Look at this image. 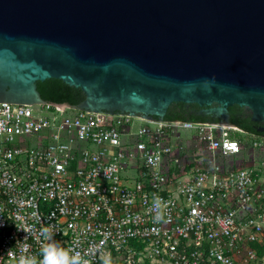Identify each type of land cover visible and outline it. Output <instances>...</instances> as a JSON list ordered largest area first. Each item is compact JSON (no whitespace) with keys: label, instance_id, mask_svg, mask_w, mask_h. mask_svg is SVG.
Segmentation results:
<instances>
[{"label":"built area","instance_id":"2783aa9c","mask_svg":"<svg viewBox=\"0 0 264 264\" xmlns=\"http://www.w3.org/2000/svg\"><path fill=\"white\" fill-rule=\"evenodd\" d=\"M46 228L83 264H264V134L0 100V264Z\"/></svg>","mask_w":264,"mask_h":264},{"label":"water","instance_id":"95a60500","mask_svg":"<svg viewBox=\"0 0 264 264\" xmlns=\"http://www.w3.org/2000/svg\"><path fill=\"white\" fill-rule=\"evenodd\" d=\"M78 87L86 110L162 119L173 101L264 120V0H0V100ZM256 131H261L256 128Z\"/></svg>","mask_w":264,"mask_h":264},{"label":"trees","instance_id":"16d2710c","mask_svg":"<svg viewBox=\"0 0 264 264\" xmlns=\"http://www.w3.org/2000/svg\"><path fill=\"white\" fill-rule=\"evenodd\" d=\"M36 88L40 96L51 102H65L75 104L83 98V92L72 85H68L59 78H46L44 80L36 81ZM187 105H197L194 102L173 101L166 110L164 117L179 118V119H217L209 115H196L187 113L185 107ZM242 107V106H241ZM230 121L247 129L256 131L248 122L230 118Z\"/></svg>","mask_w":264,"mask_h":264},{"label":"clouds","instance_id":"9594fccd","mask_svg":"<svg viewBox=\"0 0 264 264\" xmlns=\"http://www.w3.org/2000/svg\"><path fill=\"white\" fill-rule=\"evenodd\" d=\"M24 230V229H22ZM54 230L44 229L41 235L47 243L42 249L43 258L37 261L36 258L27 254H21L18 264H83V259L75 249H64L53 239ZM70 252L72 253L70 255ZM103 264H112L110 256L104 258Z\"/></svg>","mask_w":264,"mask_h":264},{"label":"flooded vegetation","instance_id":"af4514ba","mask_svg":"<svg viewBox=\"0 0 264 264\" xmlns=\"http://www.w3.org/2000/svg\"><path fill=\"white\" fill-rule=\"evenodd\" d=\"M205 106L200 105H187L185 107L187 113H192L196 115H208L203 112V108ZM227 115L230 120V118H235L237 120H241L244 122H248L251 126H253L255 129L260 128L261 133L264 134V120H251L250 119V111L246 107L237 104H231L227 106ZM211 116V115H209ZM232 122V121H231ZM234 123V122H233Z\"/></svg>","mask_w":264,"mask_h":264}]
</instances>
